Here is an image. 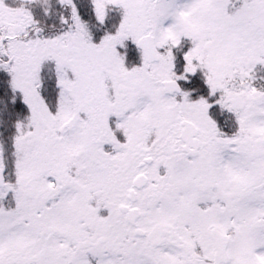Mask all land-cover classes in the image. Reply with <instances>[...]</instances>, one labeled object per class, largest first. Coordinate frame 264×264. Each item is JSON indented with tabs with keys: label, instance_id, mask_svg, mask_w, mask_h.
<instances>
[{
	"label": "snow or ice",
	"instance_id": "obj_1",
	"mask_svg": "<svg viewBox=\"0 0 264 264\" xmlns=\"http://www.w3.org/2000/svg\"><path fill=\"white\" fill-rule=\"evenodd\" d=\"M0 264H264V0H0Z\"/></svg>",
	"mask_w": 264,
	"mask_h": 264
}]
</instances>
